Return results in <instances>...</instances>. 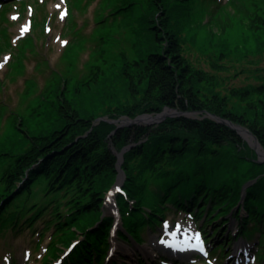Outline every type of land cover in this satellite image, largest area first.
<instances>
[{
  "label": "trees",
  "instance_id": "16d2710c",
  "mask_svg": "<svg viewBox=\"0 0 264 264\" xmlns=\"http://www.w3.org/2000/svg\"><path fill=\"white\" fill-rule=\"evenodd\" d=\"M84 1L66 0L68 14ZM108 1L116 5L111 14L114 21L132 17V44L138 58H128L123 49L114 52L115 33L108 31L98 37L80 76L57 73L40 93L37 105H31L28 113L10 115L8 131L0 137V234L25 225L34 228L49 213L44 229L52 230L55 242L48 251L54 257L48 264L60 257L59 244L63 249L73 246L71 255L59 264H105L115 223L114 216L105 214L106 198L118 181V154L129 147L122 164L126 180L117 196L123 220L120 239L141 244L142 230L159 225L171 208L200 219L207 214L206 224L212 225L213 234L220 231L219 235L235 218L240 238L252 242L258 234L256 256L264 264V163L255 160V151L234 129L205 116L214 113L249 127L264 148V82L232 88L231 94L238 95L245 107L243 111L229 109L230 96L217 92V60L210 62V71L184 55L178 33L187 21L180 15L186 16L187 11L190 16L192 0ZM18 3L23 12L30 5L24 0ZM257 7L250 26L260 29L264 7ZM9 9L10 4L0 9L3 51L13 47L5 26ZM210 14V22H217V9ZM46 17L34 18L32 34L20 40L16 49L36 47V40L44 35ZM223 20L225 30L231 17ZM100 23L106 25L104 19ZM69 24L66 32L75 30ZM75 46L71 41L62 56L74 69L79 55ZM92 87L102 93L87 96L90 104L108 103L111 120L157 114L165 107L198 111L200 116H167L150 126L117 128L116 123L97 121L94 112L81 107L83 99L75 100ZM21 146V152L15 153ZM209 156L224 164L210 165ZM37 187L44 197L41 200H34ZM30 201L36 202L30 205ZM204 235L208 243L207 231ZM231 241L218 240L216 250L225 249Z\"/></svg>",
  "mask_w": 264,
  "mask_h": 264
},
{
  "label": "rangeland",
  "instance_id": "374dc122",
  "mask_svg": "<svg viewBox=\"0 0 264 264\" xmlns=\"http://www.w3.org/2000/svg\"><path fill=\"white\" fill-rule=\"evenodd\" d=\"M19 1L22 0H0V9L10 4L7 13L9 20L5 26L9 29L13 45L10 49L0 50V137L8 131L10 115L16 111L22 114L28 113L31 105H37L40 101V93L52 82L50 79L57 73L69 72L73 77H77L85 71L84 65L89 60L90 51L95 48L100 39L98 37L101 35H105L108 31L115 33L116 47L113 51L123 49L127 52L128 58H138L132 44L135 39L132 17L120 16L116 18L117 21H114L111 14L115 12L116 5L111 6L108 0H85L84 5L87 4L85 8L84 5L80 7L81 4H77L71 15L68 14L65 0H38L39 2L24 0L30 4L27 5L25 12L21 9ZM262 1L264 0H232L228 3L229 0H192L189 3L190 16L187 11H185L186 16L183 13L180 15L185 18L184 21L188 22H183L179 26L178 33L184 55L195 66L210 71H212L210 62L217 60V92L229 95V109L236 111H243L245 104L238 100V95L231 94V89L264 82V25L260 29L250 26L251 19L254 17L252 13L258 8L257 6L264 7ZM214 9H217V22L214 20L210 22L212 16L210 13H214ZM32 12L35 15H31ZM45 14L48 21L44 26V35L36 40V47L27 48L20 45L19 49H16L20 40L32 34L34 18L40 19ZM228 17H231V25H227L223 30L222 26L225 22L223 19ZM102 19L105 20L104 27L100 23ZM70 21L71 24H69ZM150 21L152 22L151 19ZM68 24L69 29L75 26L73 28L75 30L66 32ZM84 38L87 39L86 42ZM71 41L73 46L77 44L75 47L79 49L76 69L70 67L62 58L66 46ZM145 51L146 47H143V52ZM16 59L17 62L13 63ZM100 93L102 92H96L92 87L80 97H75L77 102L83 99L80 102L81 107H87L94 112L97 115V121L107 120L114 123L118 120L119 124L124 122L127 125L130 124L127 118L136 119L141 115L151 114L141 113L134 118L119 116L111 120L106 112L108 103L93 107L87 98ZM112 102L116 105L115 101ZM4 110V117H2ZM191 116L197 117L200 113ZM139 122V125L155 124L152 120ZM49 126L52 125L49 124ZM22 136L25 137V134L22 133ZM22 147H17L15 153L21 152ZM252 149L257 155L255 160L258 163H264L263 153L260 152L261 155H259L254 148ZM259 149L264 152V148L259 147ZM126 150L122 151L123 155ZM124 160L125 157L123 162ZM206 162L213 166L224 164L223 161L220 162V158L217 157L216 161L210 156L207 157ZM119 172L121 173L120 170ZM125 180L126 175H121L119 187L122 190ZM223 181L225 182L224 178ZM120 189L116 193L122 192ZM37 192L34 200L44 198L38 187ZM117 196L115 195L112 200L114 209L108 206V201L105 204V214L114 216L117 222L112 230L110 250L105 264H260L256 256L258 234L252 242L240 238V225L236 219L224 227L225 230L221 231V235L218 234L220 231L213 234L214 228L205 221L207 214L200 219L174 208L167 210L165 219L159 225L142 230L141 244L131 239H129L130 242H125L118 237V233L123 229V220L115 204ZM34 202L36 201H30V205ZM49 218L50 214L47 213L44 218L38 219L34 228L25 225L21 230H8L1 233L0 264L50 262L54 257L48 251L55 241L52 242V230L44 229L46 226L44 221ZM190 228L194 229L197 237H186ZM205 231L210 238L208 243L205 242ZM42 232L45 233L44 236L41 235ZM79 238H82V234H79ZM225 238H231V243L221 251L216 250L218 240L223 241ZM78 242L77 240L75 244ZM117 244L124 250H116ZM245 244L247 247L244 248ZM59 246H62L60 257L53 261V264L62 263L73 252L71 247L63 249L62 244Z\"/></svg>",
  "mask_w": 264,
  "mask_h": 264
},
{
  "label": "water",
  "instance_id": "95a60500",
  "mask_svg": "<svg viewBox=\"0 0 264 264\" xmlns=\"http://www.w3.org/2000/svg\"><path fill=\"white\" fill-rule=\"evenodd\" d=\"M195 113H200L198 111H182V110H178V109H173V108H170V107H165L164 110L161 112V113H157L155 117H157V119L153 122H160V121H163L167 116H181V115H187V116H191ZM164 114H166L165 116H163ZM151 114H144V115H141L139 116L138 118L136 119H130V118H127V121L130 123V124H127V125H132V124H138L140 123V119L145 117V116H150ZM205 116H209L211 118H213L216 122L218 123H221V124H224V125H227L228 127L234 129L245 141H247L249 143V145L254 148L257 153H259V155H261V151L259 149V147H262V144L260 143L258 137L255 135V133L247 126L245 125H242L240 123H235L234 121L230 120V119H227L225 117H222V116H219V115H216L214 113H209V114H206ZM204 117V116H203ZM117 124V128H120V127H124L126 126L124 124V122H122L121 124H119L118 120H115V122ZM243 130V132L246 134V135H249L251 137V139L254 141H250L245 135L242 134L241 130ZM127 148L129 147H126L124 148L123 151H125ZM119 158H120V161H119V164H118V168L119 170L121 171L120 173V176L121 175H125L123 169H122V163H123V159H124V155H123V152H120L118 154ZM119 176V178H120ZM119 178H118V181L116 182L115 184V187L113 188V190L110 192L109 194V198L111 196H114V193H115V190L117 188V186L119 185ZM251 183H248L246 186H245V196H246V188L248 185H250ZM108 199V198H106ZM245 200V197L244 199L242 200L241 204L244 202ZM107 203V202H106Z\"/></svg>",
  "mask_w": 264,
  "mask_h": 264
},
{
  "label": "bare ground",
  "instance_id": "6f19581e",
  "mask_svg": "<svg viewBox=\"0 0 264 264\" xmlns=\"http://www.w3.org/2000/svg\"><path fill=\"white\" fill-rule=\"evenodd\" d=\"M166 114H164L163 116H165ZM157 119V117H155V116H145V117H143V118H141L140 119V121L141 122H146V121H148V120H153V121H155ZM241 130V132H242V134L243 135H245L250 141H252V142H254L252 139H251V137L249 136V135H246L244 132H243V130L242 129H240ZM263 154H262V156L264 157V152H263V150H260ZM109 207L110 208H112V209H114V206H113V202L111 201V197H110V200H109ZM186 237H192V238H194V237H197L196 236V234L194 233V229H189V231H188V233H186ZM186 239V238H185ZM197 240V239H196ZM239 246H243V245H239ZM245 247H247V245L245 244L244 245V248ZM115 248H116V250H118V251H123L124 250V248L122 247V246H120L119 244H117V245H115Z\"/></svg>",
  "mask_w": 264,
  "mask_h": 264
},
{
  "label": "snow or ice",
  "instance_id": "6c2138e0",
  "mask_svg": "<svg viewBox=\"0 0 264 264\" xmlns=\"http://www.w3.org/2000/svg\"><path fill=\"white\" fill-rule=\"evenodd\" d=\"M15 18V17H14ZM26 30V29H25Z\"/></svg>",
  "mask_w": 264,
  "mask_h": 264
}]
</instances>
